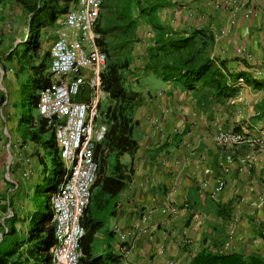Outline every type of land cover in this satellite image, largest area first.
Segmentation results:
<instances>
[{"label": "crops", "instance_id": "0c3cea01", "mask_svg": "<svg viewBox=\"0 0 264 264\" xmlns=\"http://www.w3.org/2000/svg\"><path fill=\"white\" fill-rule=\"evenodd\" d=\"M145 3L155 10L149 17L135 9L139 25L123 49L131 63L120 69L136 103L127 108V120L117 111L110 117L117 99L109 93L98 109L96 124H107L115 139L96 151L100 173L82 217V264H188L204 249L264 257V85L248 81L264 82L256 75L264 69V0ZM65 15L44 30L45 40L43 32L40 37L35 64H47L46 85L54 39L78 40ZM154 24L201 32L197 39L225 61L238 90L219 96L201 82L188 89L147 71L136 56L152 51L159 32ZM31 28L23 6L0 3V258L17 248L8 259L22 253L19 264H39V254H27L29 245L18 242L27 238L38 214L34 196L50 173L43 175L48 153L33 136L44 140L53 132L49 122L40 125L33 101H25L30 78L11 55ZM227 130L245 140L218 144L217 135Z\"/></svg>", "mask_w": 264, "mask_h": 264}, {"label": "trees", "instance_id": "16d2710c", "mask_svg": "<svg viewBox=\"0 0 264 264\" xmlns=\"http://www.w3.org/2000/svg\"><path fill=\"white\" fill-rule=\"evenodd\" d=\"M7 0H0V3ZM23 6L30 15L31 33L27 40L16 47L11 55L15 54L21 63V69L29 75V90L25 91V101L37 107L40 98V91L46 86L49 78L44 76V70L47 64L42 60L39 64H35L37 53L41 49V33L48 26L54 24L61 14H66L72 10L78 0H15ZM149 7L145 0H102V7L99 18L96 23V29L100 36L97 43L108 54V64L102 77L106 91L116 100L113 113L110 117H114L115 111L118 112L123 120H127V108L130 104L136 103V95L132 94L125 86L123 76L120 69L129 66L131 63L130 55L127 54L123 61L113 57L111 50H126L133 41L136 29L139 25L137 18L133 15L135 9L140 14L150 17L151 11L155 10V6ZM152 21V20H151ZM158 29L157 37L153 41L152 51L156 52L154 63L147 61V71H152L165 80H173L180 83L183 87L193 89L198 83L209 86L215 90L219 96H231L237 90V86L229 83L232 74L225 67V61L217 57H211L207 47V41L197 39L198 30L180 32L171 27L154 24ZM164 57H162L161 55ZM177 54V55H176ZM173 57V58H170ZM110 57V58H109ZM239 77V74L236 76ZM250 83L257 86L264 85L254 79H248ZM110 110V108H109ZM31 115H27V119L33 121ZM40 117V125L46 126L48 120ZM109 120V119H108ZM110 121V120H109ZM51 127V126H50ZM110 129L105 135L103 142L107 140L114 141V135H110ZM36 141L43 144L51 157L52 166L49 173V185L46 191L50 194L57 191L62 184L67 169L64 162L58 155V144L53 134ZM103 142L97 145L96 151ZM97 158V152H96ZM99 163V162H98ZM100 166V165H99ZM100 173V172H99ZM82 224H84L82 222ZM86 234V233H85ZM264 235V234H263ZM85 236V235H84ZM85 237H83L82 241ZM81 241V242H82ZM21 245L27 243L29 246L26 253L36 252L39 254L42 264H52V253L56 244L54 237L53 209L51 207L50 198L46 197L44 210L39 212L33 219L27 238L19 241ZM17 248L12 249L9 253L4 254L5 257L0 258V264H19L21 263V254L16 259H8L16 254ZM82 264V256L80 259ZM188 264H264V257L255 255H245L242 252H215L211 250H201L193 256Z\"/></svg>", "mask_w": 264, "mask_h": 264}, {"label": "built area", "instance_id": "2783aa9c", "mask_svg": "<svg viewBox=\"0 0 264 264\" xmlns=\"http://www.w3.org/2000/svg\"><path fill=\"white\" fill-rule=\"evenodd\" d=\"M101 7L102 0H78L66 13L64 25L77 31L78 40L63 36L54 39L50 49L52 81L40 91L37 105L39 115L51 126L58 155L67 169L50 198L56 240L52 264H80V246L86 233L82 217L100 172L96 148L108 130L107 124H96L103 94L108 93L102 77L108 54L97 43L95 30ZM256 75L264 77V69L257 70ZM82 92L86 99L76 100ZM244 140L242 133L233 130L216 137L221 145H237ZM223 185L221 182L217 189Z\"/></svg>", "mask_w": 264, "mask_h": 264}, {"label": "rangeland", "instance_id": "374dc122", "mask_svg": "<svg viewBox=\"0 0 264 264\" xmlns=\"http://www.w3.org/2000/svg\"><path fill=\"white\" fill-rule=\"evenodd\" d=\"M133 15L136 17V15H137V12L134 10V12H133ZM137 18V17H136ZM43 32V34H42V39L43 40H45V38H46V33L44 32V31H42ZM96 33L98 34V38H99V36H100V34H99V32L96 30ZM50 36L48 37V40H50ZM77 38V37H76ZM52 40V39H51ZM51 40H50V42H51ZM112 51V53L114 54L113 55V57L116 59V58H118L119 60H121V62L123 61V59L126 57L127 58V54L128 53H126V52H124V51H122L121 49H116V50H111ZM155 54H156V52L154 51H149L148 53H142V54H139L138 56H136V61L137 60H139V61H141L142 60V64H144V62L146 61H148L149 63H154V61H155V59H156V56H155ZM135 55V54H134ZM161 55V54H160ZM177 55V54H176ZM162 57H164L163 55H161ZM130 57H132V56H130ZM174 57V56H173ZM173 57H171L170 56V58H173ZM110 58V57H109ZM134 58H135V56H134ZM28 88V89H27ZM29 88L30 87H26V89L27 90H29ZM26 90V91H27ZM86 92V91H85ZM22 94V93H21ZM83 95H84V92L82 93V94H79V95H77L76 96V99L77 100H79V99H82L83 98ZM85 95H86V93H85ZM106 94L104 93L103 94V97H102V101L103 100H105L106 99ZM26 110L28 109V108H25ZM30 110L28 109L27 110V115L28 114H30V112H29ZM45 160H46V164H47V170H46V172L44 171L43 172V175H46V174H48L49 172H50V169H51V166H52V160H51V157L47 154L46 155V158H45ZM46 173V174H45ZM49 175H47V180H44L43 182H41L42 183V185H41V187L39 188V193H38V195H35L34 196V203H35V211H38V213L39 212H42L43 210H44V206H45V201H46V196H45V193H44V190L48 187V185H49V177H48ZM39 264H42V261L41 260H39Z\"/></svg>", "mask_w": 264, "mask_h": 264}]
</instances>
